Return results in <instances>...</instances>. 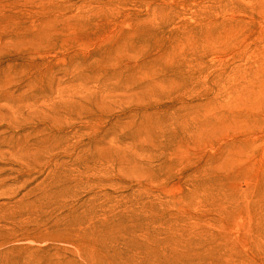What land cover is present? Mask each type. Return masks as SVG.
Here are the masks:
<instances>
[{
	"label": "rangeland",
	"instance_id": "obj_1",
	"mask_svg": "<svg viewBox=\"0 0 264 264\" xmlns=\"http://www.w3.org/2000/svg\"><path fill=\"white\" fill-rule=\"evenodd\" d=\"M56 170L94 264H264V0H0V214Z\"/></svg>",
	"mask_w": 264,
	"mask_h": 264
},
{
	"label": "bare ground",
	"instance_id": "obj_2",
	"mask_svg": "<svg viewBox=\"0 0 264 264\" xmlns=\"http://www.w3.org/2000/svg\"><path fill=\"white\" fill-rule=\"evenodd\" d=\"M29 136L25 138H18L15 140L16 156L20 159L25 157L34 156L38 157L39 154H49L54 148L60 146V141L55 140L51 143L49 139H43L39 141V145L29 146ZM13 140V139H12ZM83 163L81 157L78 162ZM62 183V177L56 170L52 176L51 182H48L40 189L36 195V199L25 206V210L7 212L0 214V231L3 233L0 236V240L7 238L8 242H16L15 247H8L6 252H0V261L5 264H77L82 261L86 264H94V259L91 253L92 241L95 236L94 225L83 227L85 223L91 222L92 218L88 217L87 213L80 211L81 213H71L67 217V224L62 227L51 228L53 222L58 218L55 215L54 205L52 201L53 195L58 190ZM63 222L65 221L62 218ZM107 224V223H106ZM57 224H55L56 226ZM28 226H32L30 229ZM105 234V232L103 231ZM90 237L89 246H84L82 241ZM4 242V241H3ZM48 243L44 248H36V244ZM59 244V249H56L55 245ZM62 244H68L72 249L66 250L61 246ZM62 248V250L60 249ZM85 249L84 254L88 263L83 259L80 254L82 249ZM50 250H61L57 253H51L53 260L44 263L42 258L47 255ZM68 256H66L67 253ZM36 253L41 258L36 259L32 255Z\"/></svg>",
	"mask_w": 264,
	"mask_h": 264
}]
</instances>
